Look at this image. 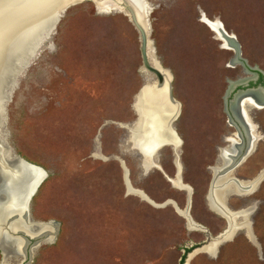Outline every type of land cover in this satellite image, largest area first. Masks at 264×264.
I'll use <instances>...</instances> for the list:
<instances>
[{
    "label": "rangeland",
    "instance_id": "1",
    "mask_svg": "<svg viewBox=\"0 0 264 264\" xmlns=\"http://www.w3.org/2000/svg\"><path fill=\"white\" fill-rule=\"evenodd\" d=\"M145 1L150 48L180 106L173 126L183 140L182 181L194 191L190 215L207 232L189 229L176 212L172 203L183 209L185 190L156 168L142 174L139 154L128 149L123 124L134 120V95L152 76L143 69L137 27L124 11L98 12L92 0H83L65 11L51 48L29 65L7 109L9 145L48 174L30 201V216L59 228L28 264H180L187 248L205 244L226 225L206 195L216 146L228 144L220 135L233 130L223 106L227 88L251 75L245 65L264 70V10L252 0ZM202 17L220 22L235 38L245 64L233 61L234 49L223 46ZM250 114L263 139L232 171L246 182L264 170V109ZM172 160L171 147H162L159 163L168 177L176 171ZM126 178L153 203L128 193ZM236 194L227 195L232 209L257 200L252 217L259 245L241 229L216 257L200 248L191 264H264V178L255 193ZM166 200L172 203L154 205Z\"/></svg>",
    "mask_w": 264,
    "mask_h": 264
},
{
    "label": "bare ground",
    "instance_id": "2",
    "mask_svg": "<svg viewBox=\"0 0 264 264\" xmlns=\"http://www.w3.org/2000/svg\"><path fill=\"white\" fill-rule=\"evenodd\" d=\"M77 0H0V249L2 252V260L0 264H12V261L23 259L22 241L14 239L3 230L2 224L6 222L10 229H22L27 233L34 234L37 229L38 233L46 236V241H53L57 234L56 224L54 222H46L40 225H32V227L22 220V215L25 211V204L28 194L44 176V170L41 167L18 162L13 156L11 148L7 146L3 134V124L5 111L4 107L8 101L10 92L12 91L14 78L17 72L24 66L26 59L31 52V48L40 41L45 34V29L49 26L59 14V12L68 4ZM80 1V0H79ZM95 3V8L98 12H109L113 9L124 11L132 22L138 21L141 23L149 33V20L146 19L150 12L147 8L145 0H92ZM148 2V1H147ZM47 14V18L44 16ZM216 31L219 39L223 41V46H230L234 41L228 42V39L222 37L224 28L218 21H210L204 17ZM219 24V25H218ZM233 39V37H231ZM148 35V56L151 58L155 55L150 48ZM232 43V44H233ZM235 46V44H233ZM238 46V45H237ZM150 48V49H149ZM236 46L234 47V49ZM150 58V60H152ZM165 84L170 81V76L164 72ZM260 96V92L255 93ZM249 97H251L249 95ZM248 96H244L239 102V112L241 120L245 121L247 126L246 133L248 136V151L250 155L253 152L255 140L254 130H251L248 118L245 116L242 106L248 105ZM260 101L255 97L251 100ZM133 108L136 111V118L131 124L127 123L125 127L129 132L128 149L137 152L141 155V166L143 169H150L155 165V148L161 149L164 146L173 147L175 151L174 162L177 167L178 175L171 179V183L177 189L185 190L187 192V206L189 205L190 186L182 184L180 180L181 163L178 152L181 147L180 137L173 131V126L170 120L179 112V105L177 101L168 100L165 92V85L160 86L157 80L149 77L142 85L141 90L135 96ZM178 114V116H179ZM177 116V117H178ZM245 126V127H246ZM127 139V138H126ZM125 139V142H126ZM231 144L226 148L221 149L222 161L216 166H212L213 178L210 183L208 193L209 207L229 219V227L219 237L211 238L209 242L203 245L200 251H207L211 254H216L217 246L220 243L219 239H228L236 230L245 229L249 231L248 211L249 209L232 212L227 210L225 205V195L229 193H251L257 189L258 181L263 179L261 170L251 182L242 181V179H232L233 174L227 173L225 175H216L217 171L230 160H233L237 155L235 151V141L230 140ZM4 160L13 167L9 170L1 168L6 167ZM125 168V176H127ZM128 193L136 194L146 201L150 202L148 197L140 190L131 186L128 178L125 179ZM171 202V201H170ZM172 203V202H171ZM176 212L181 215L189 229L199 230L203 229L201 225L194 222L191 215L188 213L187 207L180 209L172 203ZM221 205V206H220ZM253 205L251 208H254ZM250 208V209H251ZM14 219H9L11 217ZM240 217L242 219H240ZM59 229V228H58ZM252 238V237H251ZM209 243V244H208ZM12 251V255L8 256V250ZM200 249V248H199ZM199 249L197 251H199ZM33 256V254H32ZM32 256H30L32 258ZM21 257V258H20ZM193 258V257H192ZM191 258V259H192ZM186 264H190V260Z\"/></svg>",
    "mask_w": 264,
    "mask_h": 264
},
{
    "label": "water",
    "instance_id": "3",
    "mask_svg": "<svg viewBox=\"0 0 264 264\" xmlns=\"http://www.w3.org/2000/svg\"><path fill=\"white\" fill-rule=\"evenodd\" d=\"M80 1H83V0H80ZM79 2V0L77 1H74L73 3L71 4H68L67 6H65L60 12L59 14L56 16L55 20L49 25L46 27L45 29V34L44 36L40 39V41H38L34 46L33 48H31V52L29 53L27 59H26V63L24 64V66L17 72V74L15 75V78H14V84H13V88H12V91L10 92V95H9V98H8V101L4 107V111H5V117H4V124L2 126L3 128V134H4V138L6 140V143H7V146L9 148H11V146L9 145V141H8V136H9V129L7 127V122H8V115H7V109H8V105L9 103L12 101V97H13V93L15 91V89L18 87V84L20 82V78L25 74L27 68L29 67V65L33 62V60L35 58L38 57V55L40 54V52L45 49V48H51L52 46V36L54 35L55 33V30H56V25L57 23L59 22V20L61 19V17L64 15L65 11L71 6L73 5L74 3H77ZM146 19L148 20V17H146ZM135 22V26L137 27L139 33H140V39H141V55H142V61H143V69L147 72H149L150 74H152V78L156 79L158 84H160V86H164L165 85V92H166V97L168 100H174L176 101V99L174 98L173 94H172V90H171V84H170V81L168 84H165V75H164V72H167L162 66L161 64L159 63V61L156 59V57H152V60H150L149 56H148V31L147 29L141 24L139 23L138 21H134ZM219 25V24H218ZM222 37H225L228 39V42L230 43L231 40L234 41L233 44H235L236 48L234 49L235 51V56H234V60L238 61L239 58H240V51H239V46H237V42L235 40V38L231 35V34H228L226 31H222ZM233 37V39L231 38ZM230 44V46L232 48H234L235 46H233V44ZM225 45V44H223ZM153 47V46H152ZM154 51V50H153ZM239 53V54H238ZM247 82V78H241V79H238L236 81H231L229 86H228V89H227V92H226V95H229V93L238 85L240 84H246ZM142 87V86H141ZM141 87L138 89L137 92H139L141 90ZM137 92L135 93L134 96L137 95ZM247 92V90H245V93ZM243 91H241L240 94H242ZM248 93V92H247ZM178 103V102H177ZM179 105V104H178ZM179 110H180V106H179ZM179 112L170 120V124L173 126V123L175 122V120L177 119V116H178ZM136 118V117H135ZM134 118V120H135ZM133 122V121H132ZM127 125V123L123 124V126ZM173 131L175 132V129H174V126H173ZM176 133V132H175ZM256 144H257V141L255 142V146L253 148V151L254 149L256 148ZM235 148H241V145L240 143H235ZM172 149V153H173V157H175V151L173 149V147H171ZM12 150V153H13V156L15 157V159L18 161V162H24L26 164H30L29 161H27L26 159H24L23 157H21L20 155L16 154L13 149L11 148ZM180 152H178V156H180ZM137 153V152H136ZM138 154V153H137ZM159 154H160V149H158V147L155 148V154H154V158H155V165H153V167H156V168H159L161 169V165L159 163ZM239 155V154H238ZM249 155L245 152L243 153L241 156L239 157H236L234 158L233 160H230L226 165L222 166L216 173V175H225L227 173H230L234 170V168H236L240 163H242ZM139 158H140V166L142 164L141 162V155H139ZM4 165H6V167H2L1 168H4V169H7L9 170L10 168H12L13 166L11 164H9L7 161L4 160ZM32 165H35L34 163ZM38 167H41L39 165H36ZM42 168V167H41ZM44 170V176L41 178V180L36 184L34 185L32 191L28 194L27 196V201H26V204H25V211L22 215V220L25 222H27L31 227L32 225H40V224H43V223H46V222H40V221H35L31 218L30 216V212H29V205H30V201L32 199V197L35 195V193L37 192L38 188L40 187V185L42 184V182L44 181V179L48 176L47 174V171L42 168ZM143 173H146L147 171L146 170H143L142 171ZM176 174V173H175ZM170 178V177H169ZM232 179H239L238 177L236 176H232ZM263 179H260L258 181V186L257 188L259 187L261 181ZM191 193H192V188L190 187V196H189V205L187 206V201H186V204L184 206V208L187 207V210H188V213L190 214V206H191ZM209 193V192H208ZM208 193H207V198H208ZM236 194V193H235ZM228 195V194H227ZM227 195H225V207L227 208V210L229 211H232V212H237V211H240V210H244V209H249V213H248V224H249V230L251 232V236L252 238H249L245 232V236L248 238L249 241H251L252 243L256 244L257 246L259 245V243L257 242L256 238H255V235L253 233V229H252V224H253V219L251 217V215L253 214L255 208H256V203H257V200L256 199H253L251 200V202L246 205L245 207H242L240 209H232L231 207H229L227 205ZM236 195H242V194H239L237 193ZM151 203H153L152 200H150ZM170 200H166L165 202L159 204V203H154V205H157V206H160V205H164L166 203H169ZM253 205L254 208H251ZM221 206V205H220ZM251 208V209H250ZM217 213V212H216ZM218 214V213H217ZM220 215V214H218ZM222 216V215H220ZM11 217V216H10ZM223 217V216H222ZM224 218V217H223ZM9 219H14V217H11ZM225 219V222H226V225L224 227V229L222 231H220L219 233H217L216 235L210 237L211 238H216V237H219L221 233H223L225 230L228 229L229 227V219L228 218H224ZM56 224V228H57V231H58V223L57 222H54ZM2 227H3V230H5V232L13 237L14 239H19L22 241V254H24V257L22 259V261L20 262V264L22 262H24L27 257H28V260L26 262H24V264H28V262L31 260V257L32 256V253L34 251V249H36L37 247H39L42 243L44 242H48L46 241V236L43 235L42 233H38L37 232V229L34 230V234H30V233H27L25 232L24 230L22 229H10L8 228V225H6V222L4 224H2ZM238 230H236L230 238L228 239H219L220 243L218 244L216 250L218 251V248L219 246L228 241V240H232L233 237L235 236V234L237 233ZM207 240V242L210 241ZM203 245L205 244H201L200 246H197V247H194L191 251H189L187 254H186V257H185V261L183 262V264H186L188 263L189 259H191L195 254H197V250L199 248H201ZM2 253V252H1ZM23 264V263H22Z\"/></svg>",
    "mask_w": 264,
    "mask_h": 264
},
{
    "label": "flooded vegetation",
    "instance_id": "4",
    "mask_svg": "<svg viewBox=\"0 0 264 264\" xmlns=\"http://www.w3.org/2000/svg\"><path fill=\"white\" fill-rule=\"evenodd\" d=\"M252 1H255L259 6H261L262 10H264V0H252ZM210 21H213V20H210ZM232 49H234V48H232ZM233 61L234 62H241L242 64L243 63L245 64V60L241 56H240V58H239L238 61H236L234 59H233ZM245 66H246V70L248 72H251V75L249 77H241V78H247L246 84H240V85L236 86L229 93V95H226L225 94V103L223 104L224 110H225L226 116H227L226 117V121H227L228 125H230L231 127H233V130L230 131L229 133H224V134H221L220 135V140L228 141V144L231 142L230 141L231 139H233L235 141V143L236 142L237 143H240L241 148H239V149L236 148L235 149V151H237V155L239 154V156H241L245 152L247 153L248 148H249V145H248V136H247V133H246L247 126L245 124V121L241 120L242 119L241 118V115H240L241 112H239V102H240L241 99L244 98V96H246V97L248 96L249 97V95H250L251 97L253 96L256 99L259 98L258 100H260V101H256L255 102L254 99L251 100V97H249L250 100L249 99L246 100V101H248V105L247 106L246 105L242 106L243 107L242 110L244 111L245 116L248 118L249 124L251 126V130H254L255 137L253 138V140H255V142L257 141V143H258V141H260L261 139H263V136L260 134V125L257 122L254 121L253 117L250 114V111H251L252 108L264 109V70H262V69H260L258 67H255V66L254 67H250L248 65H245ZM241 78H238V79H241ZM245 90H247L248 93L247 92L245 93ZM241 91H243L242 94H240ZM257 92H260V94H262V95L256 96L255 93H257ZM213 131H215V129L214 128H210L209 132L212 133ZM175 132L179 136V134L177 133L176 129H175ZM180 139H181V137H180ZM181 143L183 144V140L182 139H181ZM182 144H181V147H182ZM226 146L225 147L216 146V148L219 150V152L217 153L218 161L214 164V166L218 165L220 163V161L222 160V158H221L222 157V155H221V149L226 148ZM181 147H180V151H181ZM172 155H173V153H172ZM180 155H181V152H180ZM159 156H160V154H159ZM179 160H180V158H179ZM172 162H173V164L175 165V168H176V171L174 172V176L173 177H170L169 178L163 172L162 167H161V169H159V168H156V167H153V166L150 167V169H147V170L141 168L142 171L143 170H146L147 171L146 173H143L142 172V174H147L152 168H156V169L160 170L161 173L163 174V176L166 177L169 180V182L171 183V179L175 178L178 175L177 167H176V164L174 162V157H173ZM180 163H181V161H180ZM231 174H233V173H231ZM180 180H181V183L182 184H186V183H184L182 181V165H181V171H180ZM171 185L173 186L172 183H171ZM209 189H210V185H209V188L207 190V193L209 192ZM256 190L253 191V192H251V193L244 194V195H251V194L255 193ZM193 193H194V191L192 189L191 196H192ZM206 199H207V195H206ZM248 204H246V205H248ZM227 205L230 207L228 201H227ZM246 205H244V207ZM257 207H258V205L256 204V208H255L253 214L255 213ZM252 215H251V217H252ZM252 219H253V217H252ZM252 225H253L252 226V229H253V233H254V219H253V224ZM199 230H202L203 232H207V230L205 228L199 229ZM235 238H236V234L233 237V240ZM53 241H51V242H53ZM217 254L218 253L216 252V254H214L212 257H216ZM27 260H28V257H27V259L24 262H26ZM191 260H190V264H191ZM24 262H23V264H24Z\"/></svg>",
    "mask_w": 264,
    "mask_h": 264
},
{
    "label": "trees",
    "instance_id": "5",
    "mask_svg": "<svg viewBox=\"0 0 264 264\" xmlns=\"http://www.w3.org/2000/svg\"><path fill=\"white\" fill-rule=\"evenodd\" d=\"M189 251H190V248H187L186 252H189ZM184 258H185V254H183V256H182V258H181V263H180V264H182V263H183V261H184Z\"/></svg>",
    "mask_w": 264,
    "mask_h": 264
}]
</instances>
